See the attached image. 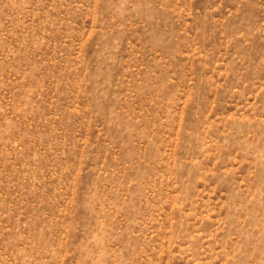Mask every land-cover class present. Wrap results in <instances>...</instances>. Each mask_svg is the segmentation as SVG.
Wrapping results in <instances>:
<instances>
[{
	"label": "rangeland",
	"instance_id": "obj_1",
	"mask_svg": "<svg viewBox=\"0 0 264 264\" xmlns=\"http://www.w3.org/2000/svg\"><path fill=\"white\" fill-rule=\"evenodd\" d=\"M0 264H264V0H0Z\"/></svg>",
	"mask_w": 264,
	"mask_h": 264
}]
</instances>
